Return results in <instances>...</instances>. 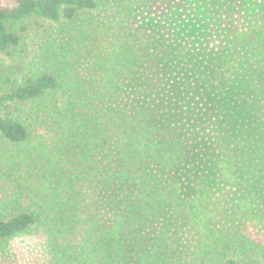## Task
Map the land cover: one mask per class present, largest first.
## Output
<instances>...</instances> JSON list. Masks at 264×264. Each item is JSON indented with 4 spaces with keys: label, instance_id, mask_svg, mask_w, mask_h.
Listing matches in <instances>:
<instances>
[{
    "label": "trees",
    "instance_id": "trees-1",
    "mask_svg": "<svg viewBox=\"0 0 264 264\" xmlns=\"http://www.w3.org/2000/svg\"><path fill=\"white\" fill-rule=\"evenodd\" d=\"M13 1L0 9V55L22 56L31 24L40 31L21 70L0 62V253L35 234L45 264H264V180L252 158L216 136L215 167L237 193L234 208L184 198L192 138L144 103L168 51L138 14L165 15L177 0L123 1L110 13L97 0ZM245 2L229 1L222 19L236 48L264 28L245 23ZM236 65L219 60L217 93ZM254 114L264 131V83ZM167 216L200 236L188 257Z\"/></svg>",
    "mask_w": 264,
    "mask_h": 264
},
{
    "label": "rangeland",
    "instance_id": "rangeland-1",
    "mask_svg": "<svg viewBox=\"0 0 264 264\" xmlns=\"http://www.w3.org/2000/svg\"><path fill=\"white\" fill-rule=\"evenodd\" d=\"M105 13L129 0H97ZM231 0H177L165 15L147 10L138 14V22L168 51L165 75L156 91L144 98L148 106L158 107L164 120L189 133L194 143L192 163L181 173L184 198H202L210 210L217 204L225 212L235 206L237 193L221 181L215 167V137L232 139L264 180V131L255 126L254 99L264 83V0H246L244 16L251 28H259L254 45L236 48L222 24L225 5ZM13 0H0V9L12 10ZM22 41V56L0 55V62H12L21 70L27 55L34 50L40 28L31 24ZM230 56L238 73L226 93L216 91L219 60ZM230 137V138H229ZM229 138V139H228ZM222 215V213H220ZM223 219V218H222ZM166 229L180 237V254L188 257L200 236L189 225L167 216ZM47 248L43 237L35 234L11 240L0 264H45Z\"/></svg>",
    "mask_w": 264,
    "mask_h": 264
}]
</instances>
